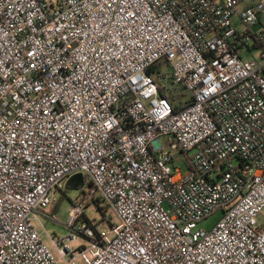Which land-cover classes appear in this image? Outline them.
<instances>
[{"label":"built area","instance_id":"obj_1","mask_svg":"<svg viewBox=\"0 0 264 264\" xmlns=\"http://www.w3.org/2000/svg\"><path fill=\"white\" fill-rule=\"evenodd\" d=\"M262 211L264 0H0V264H264Z\"/></svg>","mask_w":264,"mask_h":264},{"label":"rangeland","instance_id":"obj_2","mask_svg":"<svg viewBox=\"0 0 264 264\" xmlns=\"http://www.w3.org/2000/svg\"><path fill=\"white\" fill-rule=\"evenodd\" d=\"M257 54L258 53H256L255 55ZM161 143L164 148L167 147V142L165 139L162 138ZM174 156H175V162L179 164L181 168L184 170L183 162H184L185 157L179 152H176ZM83 182L84 183L81 186H83V188H86L88 183H90V180L86 179L85 181V179L83 178ZM79 193H80V190L67 189L65 186L56 189L55 194L52 198V202H51L52 203L51 207L53 208V211L56 214L55 219H50L44 215V213L49 212L48 205L41 206L37 209L38 216H39L41 223L43 224L46 231L53 238L55 239L63 238L65 237V235H67L69 231L65 227L67 212L72 202L76 199ZM99 204L103 209V213H101L98 209H96L94 204L89 205L88 202H85V207L83 209L85 217L96 222L97 223L96 226L98 229H106L108 227L107 225L108 223L105 220L106 218L107 219L110 218L113 224H118L119 219L114 213V211L112 210V207L103 200L99 201ZM102 214H104L103 217H105V219L102 217ZM220 217H221V211L216 210L212 215L200 221L198 223V226L203 227L205 229H209L217 222V220ZM260 218L264 219V211H262ZM83 219L84 221H86L85 218ZM44 238H46L45 235H44ZM46 241L49 242L48 239H46ZM89 242L90 240L86 235H78L76 239L70 241V245L73 248H76L79 245L88 246ZM94 252L95 250L86 251L83 254H81L78 258L71 261L70 263H63V264H88V260L90 259V257L92 256Z\"/></svg>","mask_w":264,"mask_h":264},{"label":"water","instance_id":"obj_3","mask_svg":"<svg viewBox=\"0 0 264 264\" xmlns=\"http://www.w3.org/2000/svg\"><path fill=\"white\" fill-rule=\"evenodd\" d=\"M68 185H70L72 188L75 187V185H82L83 182V176L81 174H74L73 176H71L67 182Z\"/></svg>","mask_w":264,"mask_h":264},{"label":"trees","instance_id":"obj_4","mask_svg":"<svg viewBox=\"0 0 264 264\" xmlns=\"http://www.w3.org/2000/svg\"><path fill=\"white\" fill-rule=\"evenodd\" d=\"M167 97H169L168 95H166ZM89 185H90V183H89ZM65 187L67 188V189H75V190H80L81 189V185H75V187L74 188H72L70 185H68L67 183L65 184ZM102 199L100 198L99 199V197L97 198V200H95V208L96 209H98L101 213H103V209H102V207L100 206V204H99V201H101ZM104 216V214H102V217ZM104 219H105V217H103Z\"/></svg>","mask_w":264,"mask_h":264}]
</instances>
